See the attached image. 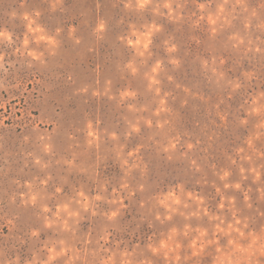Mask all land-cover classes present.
<instances>
[{
	"label": "rangeland",
	"instance_id": "rangeland-1",
	"mask_svg": "<svg viewBox=\"0 0 264 264\" xmlns=\"http://www.w3.org/2000/svg\"><path fill=\"white\" fill-rule=\"evenodd\" d=\"M0 264H264V0H0Z\"/></svg>",
	"mask_w": 264,
	"mask_h": 264
}]
</instances>
